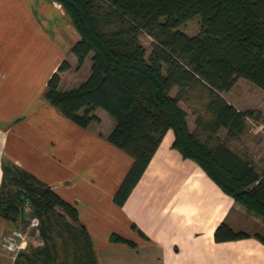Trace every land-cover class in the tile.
<instances>
[{"label": "trees", "instance_id": "16d2710c", "mask_svg": "<svg viewBox=\"0 0 264 264\" xmlns=\"http://www.w3.org/2000/svg\"><path fill=\"white\" fill-rule=\"evenodd\" d=\"M55 1L79 34L71 46L77 67L90 55V71L79 85L63 90L60 73L70 68L63 60L42 96L80 127L99 121L96 109L114 120L106 140L133 159L114 202L125 201L171 130V147L264 224V173L226 143L246 130L248 119L259 121L261 115L252 108L237 109L221 95L239 78L264 91V0ZM195 16L200 28L189 36L180 27ZM142 34L151 38L148 53ZM181 103L195 115L192 131ZM1 170L0 216L39 222L40 244H28L11 264H97L73 204L8 160H2ZM251 235L264 244L263 235ZM249 236L224 222L214 231L215 241ZM110 240L132 244L116 234Z\"/></svg>", "mask_w": 264, "mask_h": 264}, {"label": "crops", "instance_id": "0c3cea01", "mask_svg": "<svg viewBox=\"0 0 264 264\" xmlns=\"http://www.w3.org/2000/svg\"><path fill=\"white\" fill-rule=\"evenodd\" d=\"M78 39L57 1L0 0V181L2 160H8L73 204L97 264H264V244L251 234L215 241L221 222L247 232V218L261 219L172 148L171 130L125 201L114 202L133 161L106 140L114 120L96 109L99 121L83 128L42 96L63 60L70 68L60 73L61 89L74 88L88 76L83 72L87 57L77 67L71 52ZM16 225L0 216V238ZM113 234L132 244L111 241ZM0 264H8L1 251Z\"/></svg>", "mask_w": 264, "mask_h": 264}, {"label": "rangeland", "instance_id": "374dc122", "mask_svg": "<svg viewBox=\"0 0 264 264\" xmlns=\"http://www.w3.org/2000/svg\"><path fill=\"white\" fill-rule=\"evenodd\" d=\"M199 19V16L193 17L181 26L180 29L189 36L197 34L200 28ZM140 41L145 46L148 53L150 51L151 38L146 34H142L140 36ZM87 60L88 65L83 69V72L89 73L90 55L87 56ZM175 91L176 89H173L171 94H174ZM221 95L229 103L235 105L239 109L252 108L260 112L261 116L259 121L248 119L246 130L239 137L226 139V143L238 154L249 158L258 172L264 173V91L249 81L239 78L229 91L222 92ZM181 106L187 112V125L189 130L192 131L194 128L195 115L192 114L190 109L183 103H181ZM218 135L221 139L225 140L226 135L224 130H220ZM23 227H25V224L19 222V225H16L14 228ZM245 229L249 234L259 233L264 236V225L259 219H252V217L247 218ZM29 237V242L33 245L40 242L39 237L36 236L32 230L29 231ZM0 251L6 256L8 264L12 263L11 254L1 246Z\"/></svg>", "mask_w": 264, "mask_h": 264}, {"label": "built area", "instance_id": "2783aa9c", "mask_svg": "<svg viewBox=\"0 0 264 264\" xmlns=\"http://www.w3.org/2000/svg\"><path fill=\"white\" fill-rule=\"evenodd\" d=\"M23 228H13L4 233L0 238V246L11 254L12 261L15 259L18 252L27 248L29 242V231L32 230L38 236V219L31 217L24 223ZM40 244V242L38 243Z\"/></svg>", "mask_w": 264, "mask_h": 264}]
</instances>
